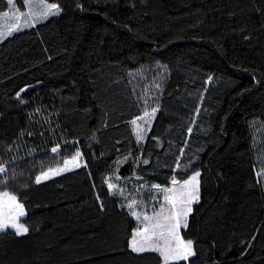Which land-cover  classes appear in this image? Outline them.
Here are the masks:
<instances>
[{
    "label": "trees",
    "instance_id": "1",
    "mask_svg": "<svg viewBox=\"0 0 264 264\" xmlns=\"http://www.w3.org/2000/svg\"><path fill=\"white\" fill-rule=\"evenodd\" d=\"M48 1L59 16L0 43V192L28 229L0 232V264H164L129 249L106 184L153 109L137 181L200 174L193 256L170 264H264V0Z\"/></svg>",
    "mask_w": 264,
    "mask_h": 264
},
{
    "label": "rangeland",
    "instance_id": "2",
    "mask_svg": "<svg viewBox=\"0 0 264 264\" xmlns=\"http://www.w3.org/2000/svg\"><path fill=\"white\" fill-rule=\"evenodd\" d=\"M8 3V0H7ZM29 3L32 5H37L35 8H30L28 4H26L25 0H23V6H19L16 0H14L13 5L8 4V9L4 12H0V33H6L9 31V29L15 27L16 25H19V30L13 31L11 35L15 34L18 31H22L25 29H28L36 24L42 23L46 21L47 19L54 17V16H59L61 14V7L54 2H50L48 0H44L45 4H55L59 8L58 14L55 15H49L47 18H42V12L44 9H41L38 7L39 5V0H29ZM8 13V17L4 16V13ZM23 13H31L28 16H24ZM19 15V20L16 19V16ZM11 35H0V43L4 41L6 38L10 37ZM155 118V112H149L147 116H141L133 121L130 122L133 135L135 137L136 143H137V148L135 151H132L130 153L124 154L118 158H116L115 162L111 165L109 174L106 179V184L109 188L110 193L112 194L113 197H115L120 204V206L123 209H128L129 212L132 214L135 212L137 215L132 214V219L135 223V230L133 232L132 238L129 242V249L131 250L130 243L133 239L134 234L139 230L143 228L144 222L143 217L144 215H148L149 217H152L155 213L160 212L161 210V205H163L165 210H168L171 205L168 204L164 200V191L163 189H172V188H179L180 185L184 183V181L190 180L191 177H193L196 173L199 172H193L191 173L186 179L184 180H175L178 182L177 184H173V181L171 182L169 187H162L159 186L158 190L157 188L153 187L156 184L152 183H146V184H141L139 183L138 176L136 174V169L139 163V158L142 150V146L144 144V141L146 139L147 133L151 127V124ZM70 163L68 165H65L64 163L62 165L50 168V169H65L63 171H60L59 174H50L49 178L47 179H42L41 182L46 181L52 177L58 176L62 173H65L67 171L73 170L77 165H80V159L79 157L76 160L69 159L68 160ZM50 169L40 173L38 176H41L43 173L48 172ZM109 185H113L112 188L109 187ZM193 190L199 187V177H198V184L195 182L192 185ZM3 193H8L9 196H15L14 194L10 192H0V201H5L6 198L3 196ZM198 196H199V188H198ZM16 197V196H15ZM16 201L22 205L23 204L18 200L16 197ZM133 201H136V204L132 207L129 208V204H131ZM198 199H195L191 203V211L194 205L197 203ZM178 207H184L186 210L185 205H178ZM23 216H17L16 215V210L13 207L10 211L5 210L4 215L0 217V219H8L9 216H11L13 219L16 220L17 223L22 224L27 228V226L22 222V218L25 216V210L23 207ZM191 213V212H190ZM167 214V212H166ZM190 215V214H189ZM189 215L186 218V224H187V219ZM9 224L11 223V220L8 221ZM184 224L182 223L181 228L179 229V234L181 236V229H183ZM6 229H11L15 230V228L12 227H7ZM5 229V230H6ZM2 232V231H0ZM25 234V233H23ZM22 235V234H21ZM182 238V237H181ZM184 241V240H183ZM186 242V241H185ZM193 252V249H191ZM132 251V250H131ZM133 252V251H132ZM146 252H153L157 253L159 256L160 254L155 251H144L142 253ZM136 253V252H134ZM136 254H141V253H136ZM193 255L189 256L191 258ZM161 257V256H160ZM162 261L163 258L161 257ZM187 259V260H188ZM183 261V260H179ZM171 262H178L176 260H170ZM164 263V261H163Z\"/></svg>",
    "mask_w": 264,
    "mask_h": 264
},
{
    "label": "snow or ice",
    "instance_id": "3",
    "mask_svg": "<svg viewBox=\"0 0 264 264\" xmlns=\"http://www.w3.org/2000/svg\"><path fill=\"white\" fill-rule=\"evenodd\" d=\"M26 4L30 8H35L37 5H32L29 3V0H25ZM14 0H8L9 5H13ZM39 8L44 9L42 12V18H47L49 15L58 14L59 8L55 4H45L44 0H39ZM31 13H23L24 16H28ZM5 17H8V13H4ZM19 15L16 16V19L19 20ZM19 30V25L9 29L6 33H0V35H11L13 31ZM19 96V93L17 94ZM156 110L153 109V113ZM148 113H145L147 116ZM135 123V121H133ZM53 152H56L57 149L53 148ZM80 156V153H77L73 160H76ZM70 162L68 160L64 161L65 165H68ZM79 166V165H77ZM65 169H50L48 172L43 173L41 176L36 177V183H40L42 179L49 178L50 174H59L60 171ZM4 169L0 168V172ZM199 173H196L188 181H184L179 188L172 189H163L165 195L164 200L171 205L168 210H165L163 205H161L160 212L155 213L152 217L144 215L143 221L146 222L143 225L142 229H139L133 236V239L130 243L131 250L136 253H142L144 251H155L160 254L163 258L164 264H170V260H187L189 256L193 255L192 252V241H183L179 234V229L181 228L182 223L186 226V218L191 212V203L193 200L198 199V188L193 190V183L198 184ZM178 182L173 179V184ZM110 188L113 185H109ZM153 187L159 189L158 185ZM3 196L6 198L5 201H0V217L4 215L5 210H11L13 207L16 210L17 216H23V207L16 201L15 196H9L8 193H3ZM136 204V201H133L129 204V208H132ZM178 205H185L184 207H178ZM167 212V214H166ZM133 215H137L135 212ZM9 220L11 223L9 224ZM15 228L16 234L21 235L26 233L28 229L16 222L11 216L8 219H0V231H4L7 227Z\"/></svg>",
    "mask_w": 264,
    "mask_h": 264
},
{
    "label": "crops",
    "instance_id": "4",
    "mask_svg": "<svg viewBox=\"0 0 264 264\" xmlns=\"http://www.w3.org/2000/svg\"><path fill=\"white\" fill-rule=\"evenodd\" d=\"M110 168H111V167H110ZM106 179H107V177H106ZM118 204H119V203H118ZM119 207H120V209L125 210L126 212H128V213L130 214V216L132 217V214L129 212L128 209H123V208L120 206V204H119Z\"/></svg>",
    "mask_w": 264,
    "mask_h": 264
}]
</instances>
